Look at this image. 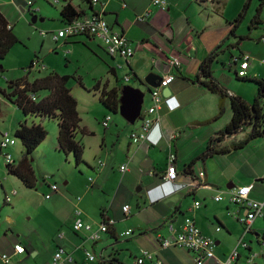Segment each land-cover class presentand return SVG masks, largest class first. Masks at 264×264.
<instances>
[{"label": "crops", "instance_id": "obj_1", "mask_svg": "<svg viewBox=\"0 0 264 264\" xmlns=\"http://www.w3.org/2000/svg\"><path fill=\"white\" fill-rule=\"evenodd\" d=\"M124 1L127 5L126 7L119 0H100L99 5H91L88 2L82 5L79 1L77 5L75 0L72 3L74 7L83 11L82 17L89 16L94 12L104 15L111 28L115 32L123 34L135 49L134 56L124 66L121 59L110 57L103 43L96 38L79 36L85 38L81 40L78 38L66 40L64 44L65 46L73 45L72 47L78 44L88 46L90 43L97 41L98 47L104 53L103 57H107L109 61H106L95 51L93 54L103 63L109 65L108 72L115 78L116 82L115 85L111 86L110 79H107L106 88L108 90L117 89L120 92L118 113L109 114V116L113 117L114 132L109 130L112 124L108 128L103 127L104 132L84 126L83 118L81 117V129L84 133L79 135L78 139L85 146L84 159L88 170L95 175H100L99 173L107 166V160L111 164V169L114 168L115 164H118L120 168L123 165H127L129 171L122 173L118 168V178L115 181L117 190L115 189L113 193L108 195L107 202L109 205L100 207L97 212V214H100V223L93 221L94 214L89 213V206L86 210H82L80 207L82 198H78V200L72 199L68 195V191H63L59 188L58 192L52 193L54 194V199H52L53 197L50 199L45 197L47 200L52 199L54 201L62 198L69 203L74 202L73 207L75 210L80 207L83 212L81 219L86 224L92 223L91 225L94 229H97L103 222H113L110 230L102 234L101 239L97 242L84 240L83 236L73 230L72 225L71 230L75 234L73 238H76L78 242L69 243L72 244L75 250L70 252L67 247L60 245H58L57 250L65 249L73 257V264H87L89 261L87 258L79 260L76 257L77 250H82L84 254L85 251H90L96 258H99V260L96 259L89 262L111 264L109 263L110 260L116 258L121 263L114 264H127L126 261L121 259L122 254L116 253L121 240H125V242L131 241L136 247L134 252L129 250L131 247H124L129 251L130 257L133 256L135 259L132 264H136V258L141 255V250L153 252L159 250V256L164 260L165 264H194V254L192 252L177 247L166 249L160 246L161 239L172 240L174 237L173 235L175 234L170 231L171 225L179 233L182 231L185 219L190 217L205 236L216 241L215 255L220 261L226 260L233 252V250L224 246L220 236L225 230L226 233L223 235L226 237V241L231 239L233 232L227 227L229 223H236L239 228V235L235 250L239 253V259L235 264H242V259L248 260V256L254 251L253 243L259 246L263 245L260 235L264 234L262 233L264 227L259 220H264V216L254 221L251 226L252 232L245 234V226L238 222L235 216H245L247 213L246 209L233 204L229 199V195L230 191L237 187L254 185L251 198L256 201L264 200V139L255 140L243 149H236L233 145L243 141L246 134L225 138L218 135L231 122L232 116H228L229 110L232 113V108H229V105L231 106L230 99H226L224 103L227 116L208 125L201 124L218 116L221 99L219 95L213 94L203 87L197 77L200 76L201 66L204 61L221 46L218 51V57L212 64L213 78L229 91L230 96H238L244 99L234 91L233 86L237 85L234 80L237 83L239 82L237 77L239 76V71L242 70L240 66L245 62V56L249 57V66L245 77L264 80L255 73L253 74L255 76L250 77L253 63L251 54L244 51L242 43L239 46L237 45L240 37H245V35H239L242 28L247 26L249 31L259 30L257 27H250L255 13L250 16V20L247 19L252 7L255 6L257 9L259 2L258 4L254 1L251 2L250 7L245 12V18L236 27L235 35L237 38H235L230 36L234 27L230 23L234 22L241 14L249 0L239 2L238 15L233 19L228 18L226 10L221 11L224 7L223 2L217 4L215 0H183L180 4L174 3L173 0H165V6L155 5L153 0H146V2L141 4L134 2V0ZM208 6H210V12L203 19V23H200L199 20H196V17L201 8L207 11L206 8ZM147 14L148 18L145 24L136 22L137 17ZM135 29L138 32H135ZM258 38L260 43H264V35H260ZM72 47H68L69 52ZM173 56L178 57L182 62L179 68H171L169 61ZM118 64H122L124 67L121 70H117ZM261 64H264V62H261ZM120 71L125 72V78L127 76L130 77L128 82L124 78L125 83L128 85L125 84L123 87L118 85V82H120L118 72ZM150 73H155L161 77L171 73L175 75L176 79L170 85L171 95L174 96V99L170 103V107L166 106L164 109L163 105L162 110L159 112L160 121L155 124L148 140L136 145L132 142L130 135L133 131L140 129L142 120L152 105V92L150 93V89L146 88L149 100L144 95L141 119L136 124L131 125L120 115L122 91L124 87L130 86L132 82L143 86L145 78ZM101 82L99 81L90 90L101 93V89L104 87ZM0 87L5 89L7 84L4 87L0 85ZM134 88L137 89L136 87ZM145 103L148 105L147 107H145ZM177 103L180 104V107L176 109ZM247 103L250 104L249 102ZM261 104L264 105L263 100H261ZM223 119L224 121H221ZM109 137L110 139H108ZM215 138H221L220 142L214 143V147L220 154H212L204 161H197L206 152L209 143ZM96 139H98V142H95ZM14 149L10 151H14ZM55 149L56 151L59 149L57 141ZM221 152L225 153L222 154ZM23 154L24 151L20 160ZM171 154L177 156L176 168L179 176L176 183L166 182L163 179V175L168 169V159ZM148 160H151L152 163L149 168H145L143 164L148 162ZM196 161L194 172L202 182V186H199L198 182L192 183L191 177L184 175L185 166ZM81 174L83 175V173ZM8 176L16 178L6 175V177ZM0 180L2 182L0 190L3 194L2 205L6 206L4 198L5 195H9V191L5 187V182L8 179L0 178ZM93 181L100 188L106 190L105 185L96 180ZM43 183L50 191L51 185H57L53 181L52 176L47 184ZM65 185H67V182H65ZM104 194L106 193L104 192ZM218 195L223 197L221 202H216L214 199ZM16 197L15 195L12 202H14ZM195 202H200L201 206L191 212L190 209ZM125 206H129L131 209V214L127 216L123 212ZM204 210L207 212L203 214ZM208 212L212 216L206 215ZM129 222L134 226L128 224L123 227V223ZM218 228L220 231H217ZM113 230L116 233V239H112L108 235ZM129 230L133 234L123 237V233ZM60 234L64 235L62 240L66 239V234L61 232L54 241H58ZM103 235H106L108 239L105 240L102 237ZM240 240L247 243L248 248L241 246L239 244ZM15 244L24 246L19 242ZM15 244L8 240L0 241V252L10 253L13 256V261L14 259L20 260L25 255L26 258L28 252L19 256L14 254ZM113 251H115V254L112 253ZM53 258L47 264H52ZM258 258H260V255ZM25 261L26 259L22 262ZM147 264H150V262L148 261ZM209 264H214V262Z\"/></svg>", "mask_w": 264, "mask_h": 264}, {"label": "rangeland", "instance_id": "obj_2", "mask_svg": "<svg viewBox=\"0 0 264 264\" xmlns=\"http://www.w3.org/2000/svg\"><path fill=\"white\" fill-rule=\"evenodd\" d=\"M78 1L82 3V5L85 3V0H75V4L78 5ZM126 1L128 2V0ZM173 1L174 3L180 4L183 0ZM240 1L242 0H222L224 7L222 6L223 9L221 11L223 12L226 10L229 19L235 18L238 15ZM253 1L258 4V0ZM33 2L32 11L36 13H29L26 4L22 2H17L15 0L0 2V9L2 12L15 23L14 32L19 39V43L2 62L5 72L0 74V85L4 87L7 82L17 81L28 76L29 80L33 81L38 77H45L53 72L61 76L70 75L72 79L69 82V88L71 89L72 95L78 101V111L80 117L83 118L84 126L104 132L101 122L105 121V116H109V114L113 113H110L102 105L100 97L102 91L107 89V79H110L112 83L111 86L115 85L116 82L115 78L108 72L109 65L103 63L93 54L95 51L102 57L104 55L97 45L98 42L95 41L88 46L78 44L72 47L73 45H64L66 42L65 39L56 41L54 34L58 35L63 28L60 11L65 5L64 0H33ZM134 2H139L141 4L146 2V0H134ZM24 9L25 12H23ZM206 9L207 11L201 8V11L196 17V20H199L200 23H203V19L208 12H210V6ZM255 10L256 7L253 6L247 17L248 20H250L251 15H254ZM34 16L38 17L35 23ZM262 20L264 22V7L262 11ZM135 32H138L137 29H135ZM239 35L248 37L243 40L242 45L244 51L250 53L252 57L251 61H253V63L250 77L255 76L253 75L255 73L264 79V64H261V62H264V43L258 41V36L264 35V24L259 27V30L256 29L251 31H249L246 26V28L240 30ZM77 38L81 40L85 37H75L69 40H75ZM68 47H72L70 52L68 51ZM104 59L109 61L107 57ZM37 60H40L41 64H44L47 69L43 70L36 66L34 70L32 69L29 73L32 62H37ZM124 76V71L118 72V78L120 79L118 85H121L120 87L126 84ZM99 81H102V86H104L101 89V93L90 90L96 86ZM234 83L237 84L233 86L234 91L252 104L257 92V86L252 82L237 83L234 80ZM130 86L141 89L147 97L148 90H146L145 87L140 86V84L136 82H132ZM45 93L46 94H43V96L48 94L47 92ZM147 100H149V97H147ZM147 106L148 105L145 103V107ZM230 107L229 105V108ZM0 108L2 111L0 117V131H10L14 133L18 123L25 117L15 105L7 101L1 95ZM225 116H227L226 107L221 119ZM228 116H232L230 110ZM112 121L113 117L111 116L110 125ZM221 121H224V119ZM28 122L41 124L49 132L46 142L36 150V154L34 153L33 156V168L37 178V189H26L18 179L10 178L9 176L6 177V175H8V173H6L7 165L3 159L0 161V178L8 179V181L5 182V187L9 191V195H11L13 191H17V197L14 199V202H12V204H14L3 206V194L0 190V241L8 240L13 244L19 242L26 247L28 256L25 258V255L20 258V260L14 259L13 264H47L51 262L58 245L67 247L70 252H73L75 249L69 242L77 243L78 240L73 238L75 234L71 230L74 224V202L72 201L73 203H69L62 198L53 201L54 194L44 186V177L47 175L52 176L53 181L59 186L60 190L68 191L70 198L75 200L82 198V201H80L82 210H86L89 206V213L94 214L93 221L100 223V214H97V212L100 207L109 205L107 202L108 195L113 193L115 189L117 190L115 181L118 178V168L120 169V167L118 164H115L114 168L111 169V164L106 160L107 166L99 173L100 175L91 173L87 166L81 165L77 167L72 155L66 156L64 153L58 152V149L57 151L55 149L58 137V125L56 122H50V120L44 121L40 118H28ZM114 129L115 125L112 124L109 130L114 132ZM240 134L245 133L242 132ZM108 139H110V137ZM95 142H98V139H96ZM23 151L24 148L21 143H18L14 151H11L17 162L20 160ZM81 173H83V175ZM90 179L105 185L106 190L100 188L94 181L89 183ZM65 182H67V185H65ZM104 192L106 194H104ZM49 194L53 198L51 200L45 199L46 195ZM205 212L207 211L204 210L203 214ZM206 215L212 216L210 212L206 213ZM259 221L262 222V226L264 227V220L261 219ZM128 224L134 226L129 222L123 223V227ZM227 228L233 232V237L226 241V237L223 235L226 233L224 230L220 238L223 240L224 246L227 249L234 251L239 235V228L236 223H229ZM61 232L66 234V239L54 241ZM262 233H264V231ZM78 234L83 236L84 240L88 241V233L81 231L78 232ZM102 237H104L105 240L108 239L106 235ZM89 246L91 247V245ZM118 247L119 249L116 253L122 254L121 259L126 261L127 264H132L135 259L133 256L130 257L129 251L124 247H131L129 250L134 252L136 251L135 245L131 243V241L125 242V240H121V244H119ZM253 248V252L260 255L256 263L264 264V251L262 247L253 243ZM112 253L115 254V251ZM76 257L79 260H84L86 258L82 250L76 251ZM25 259L26 261L22 262ZM96 259L99 260L98 257ZM94 263L97 264V262H87V264ZM242 264H248L247 260L242 259Z\"/></svg>", "mask_w": 264, "mask_h": 264}, {"label": "trees", "instance_id": "obj_3", "mask_svg": "<svg viewBox=\"0 0 264 264\" xmlns=\"http://www.w3.org/2000/svg\"><path fill=\"white\" fill-rule=\"evenodd\" d=\"M3 1L6 0H0V2ZM215 1L217 4L222 3V0ZM252 1L253 0H249L241 14L234 20V22L230 23L231 25H234L231 30V37L237 38L235 35L237 31L236 27H238L245 18V12L250 7ZM64 2L66 5L60 11L63 27L73 24L76 20L83 18V11L74 7L72 0H64ZM85 2L93 5L92 0H85ZM258 2L259 4L255 11V15L252 18V24L250 25V27L254 28H259L264 24L262 20L264 0H258ZM28 12H34L32 11V6L28 7ZM95 13L96 12L93 14ZM14 25L15 23L11 21L10 18L0 9V74L5 72L4 67H1L2 62L6 59L11 50L19 43V39L14 32ZM86 37L88 36L86 35ZM246 38L248 37H240L237 45L239 46ZM220 48L221 46L213 51L210 57L204 61L201 66L200 76L197 77V80H200V84L203 87H205L209 92L219 95L221 99L218 116L213 120L203 122L201 124L208 125L219 120L225 112L224 103L226 99H230L232 119L225 129L218 133V135L225 138L233 137L244 132L246 134L244 140L233 145L236 149H243L255 140L264 139V105L261 104V100L264 101V80L258 78L250 79L247 77H237L239 82H252L257 86V95L253 104H248L244 99L238 96H230L229 91L213 78L212 64L218 57V51ZM32 65L33 62L29 68L30 70L32 69ZM71 79L72 77L70 76H61L58 73L53 72L45 77H38L33 81H30L28 76L24 79L7 82V89L0 87V95L15 105L25 117L18 123L15 130V137L21 142L24 148V154L16 166L11 165L9 167L8 174L19 179L27 189H37V178L33 168V156L36 150L47 140L49 136L48 130L43 125L35 124L34 122L29 123L28 118H40L44 121L50 120V122H56L58 125V151L64 153L66 156L72 155L77 167H80L81 165L87 166L84 159L85 146L78 139V136L81 134L83 135L84 132L81 129L82 119L78 111V101L72 95L71 89L69 88V82ZM45 92L48 94L43 96V94H46ZM119 95L120 92L117 89H104L102 91L100 97L101 103L110 113H118ZM166 106L167 105H164V109ZM1 115L2 111L0 108V117ZM220 141L221 138L213 139L209 143L206 152H204L197 159V161H204L212 154H220L218 150H216V147H214V143ZM221 153L224 154L225 152ZM197 161L185 166L184 175H189L192 183L198 182V185L202 186V182L197 178L194 172V165ZM176 162L177 156L174 162L175 167ZM45 177L43 182L47 184L48 181ZM111 226L113 225L109 224L108 230H110ZM109 233L110 234L108 235L112 239L117 238L114 230ZM260 237H262L264 244V234L260 235ZM109 263L114 264L121 262L116 258H112ZM253 264L258 263L255 261Z\"/></svg>", "mask_w": 264, "mask_h": 264}, {"label": "built area", "instance_id": "obj_4", "mask_svg": "<svg viewBox=\"0 0 264 264\" xmlns=\"http://www.w3.org/2000/svg\"><path fill=\"white\" fill-rule=\"evenodd\" d=\"M17 2H22L26 6H32V0H15ZM122 2L123 6L126 7L124 0H119ZM93 5H99L100 0H92ZM155 5L165 6V0H153ZM148 14L137 17L136 22L142 24L147 22ZM89 36L98 39L101 41L105 47L107 54L112 58L121 59L125 64L134 56L135 49L130 45L129 41L123 36V34L115 32L107 20L104 18V15L95 13L89 16H85L73 22V24L67 25L62 28L58 35L54 34L56 41L60 39H69L79 36ZM249 57L245 58V62L241 64V71H239V76L245 77L246 70L249 66ZM171 68H179L182 64L181 60L178 57H171L169 61ZM38 63H35V66H38ZM122 64L117 65V70H121L124 67ZM39 68L45 70V65H39ZM176 77L174 74H167L163 77L161 85L158 88L152 90V105L148 109L146 115L144 116L140 129L135 130L131 133L130 138L132 142L136 145L148 140L149 135L151 134L155 124L160 121V111L162 110L163 105L170 106V103L174 99V96L164 97V90L170 87V85L175 81ZM130 77L127 76L125 81L128 82ZM111 123V116H107L105 121L102 123L104 128H108ZM16 144V139L9 133H5L0 141V157L4 158V161L7 165L14 164V159L11 154H9V149ZM176 156L171 154L169 156V165L167 172L163 175V179L166 182L174 183L178 179L177 170L175 167ZM103 166V164L101 163ZM122 173L129 171L127 165H123L120 168ZM47 180H51V176H46ZM93 180L90 179V182ZM254 189V185L240 186L230 191L229 199L230 201L237 205L243 206L246 208V215L239 217L235 216V219L245 226V234L251 232V226L255 220L262 218L264 216V200L256 201L251 199V193ZM59 190L57 185H51V191L56 193ZM17 194L16 191H13L11 195H6L5 202L11 203L13 201V196ZM48 199L51 198L50 194L46 196ZM216 202H221L223 197L221 195L216 196ZM201 206L200 202H195L190 211L199 209ZM125 215L131 214V209L129 206L123 208ZM83 212L81 209L77 208L74 212V224L73 230L75 232L84 231L89 234L88 240L90 242H97L101 239V235L108 232L109 225L113 222L108 223L104 222L98 226L97 229L91 224H86L82 219ZM170 231L175 234L172 240L161 239L160 246L162 248L177 247L181 249L188 250L194 254V264H209L214 262V264H233L239 259V253L237 250H234L230 256L224 260L220 261L215 255L216 241L210 237L205 236L201 230L196 226L195 222L187 217L184 221L182 231L177 233L174 229V226H170ZM217 231H220L218 228ZM133 232L131 230L123 233V237L131 236ZM244 234V235H245ZM64 235L60 234L58 239H63ZM239 244L245 248H248V244L240 240ZM159 250L156 252L141 250V255L137 258V264H147L149 261L150 264H165L164 260L159 256ZM26 249L20 244H15L14 254L15 255H24ZM86 258L89 261H95L96 257L92 252L85 251ZM257 258V254H251L248 258V264H253ZM74 260L65 249H59L54 255L52 264H73ZM0 264H13V256L10 253L0 252Z\"/></svg>", "mask_w": 264, "mask_h": 264}, {"label": "water", "instance_id": "obj_5", "mask_svg": "<svg viewBox=\"0 0 264 264\" xmlns=\"http://www.w3.org/2000/svg\"><path fill=\"white\" fill-rule=\"evenodd\" d=\"M33 18L34 23L37 22L38 17L34 16ZM161 81L162 77L160 75L150 73L145 78V83L143 87L149 88L151 93L153 88L160 87ZM122 95L123 96L121 98L120 115L127 121V123L134 125L139 119H141L145 94L141 89H135L131 86H126L122 91ZM170 95L171 89H165L164 97H169ZM151 163V160H148V162L144 163L143 166L145 168H149Z\"/></svg>", "mask_w": 264, "mask_h": 264}, {"label": "clouds", "instance_id": "obj_6", "mask_svg": "<svg viewBox=\"0 0 264 264\" xmlns=\"http://www.w3.org/2000/svg\"><path fill=\"white\" fill-rule=\"evenodd\" d=\"M33 1V0H32ZM33 5H34V2H33ZM32 5V6H33ZM29 6H27V8H28ZM26 8V9H27ZM23 12H25V9L23 10ZM64 28V27H63ZM75 38V37H74ZM70 39V38H69ZM69 39H65V40H69ZM247 56H245V58H246ZM114 59V58H113ZM249 62V61H248ZM35 63H38L39 65H44V64H41V62H40V60H37V62H34L33 61V65H32V69L34 70V68L36 67L35 66ZM39 65H38V67H39ZM46 67V66H45ZM31 69V70H32ZM46 69H47V67H46ZM45 69V70H46ZM31 70H29V72L31 71ZM241 77V76H240ZM162 79H163V77H162ZM168 88H170V87H168ZM152 95V94H151ZM170 96H172V95H170ZM169 96V97H170ZM171 106V105H170ZM170 106H168V107H170ZM180 107V104L179 103H177V106H176V109L177 108H179ZM5 133H9V134H11L15 139H16V137H15V132L14 133H11L10 131H3V132H0V141L2 140V137H3V135L5 134ZM18 143H21L20 141H18L17 139H16V144L15 145H13L10 149H9V154H11L12 155V157H13V159H14V164H11V165H17V163L19 162H17L16 160H15V158H14V155H13V153L10 151L11 149H13V148H15L16 146H17V144ZM4 160V158L3 157H0V161L1 160ZM7 165V164H6ZM11 165H7V169H6V172L8 173L9 172V167L11 166ZM9 175V174H8ZM48 176V175H47ZM46 178V177H45ZM47 180V179H46ZM47 181H49V180H47ZM90 183H92V182H90ZM174 183H176V182H174ZM2 184V182H1V180H0V185ZM198 184V183H197ZM58 186V185H57ZM50 188H51V186H50ZM59 188V187H58ZM59 191V190H58ZM57 191V192H58ZM5 197H6V195H5ZM14 197V196H13ZM4 204L5 205H7V204H9V203H6L5 202V198H4ZM9 205H12V203H10ZM108 222H110V221H108ZM108 222H106V223H108ZM104 223V222H103ZM109 225V224H108ZM263 244V243H262ZM262 247V249H263V251H264V244L261 246ZM26 249V248H25ZM26 252H27V250H26ZM251 254H257V253H255V252H251ZM258 256H259V254H257V258H256V260L258 259ZM250 257V255L248 256V258ZM255 260V261H256ZM237 262V261H236ZM236 262H234L233 264H235ZM247 263H248V260H247Z\"/></svg>", "mask_w": 264, "mask_h": 264}]
</instances>
